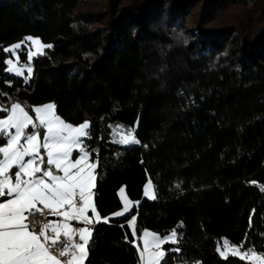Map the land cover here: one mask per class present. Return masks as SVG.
<instances>
[{"label": "trees", "instance_id": "1", "mask_svg": "<svg viewBox=\"0 0 264 264\" xmlns=\"http://www.w3.org/2000/svg\"><path fill=\"white\" fill-rule=\"evenodd\" d=\"M25 37L52 46L28 83L3 51ZM13 102L91 122L101 216L122 186L140 201L152 182L154 200L95 225L86 264H139L134 213L137 237L182 233L189 264H244L220 256L225 239L264 251V0H0V105ZM115 124L140 145L112 143Z\"/></svg>", "mask_w": 264, "mask_h": 264}, {"label": "snow or ice", "instance_id": "2", "mask_svg": "<svg viewBox=\"0 0 264 264\" xmlns=\"http://www.w3.org/2000/svg\"><path fill=\"white\" fill-rule=\"evenodd\" d=\"M28 40L31 47L21 42L3 49L11 54L4 60L5 72L22 77L25 83L31 80L34 57L52 47L39 39ZM21 55L27 60L22 62ZM5 83L12 86L7 80ZM0 113L5 114L0 116V140L4 141L0 144V264H86L95 225L110 220L101 216L94 202L98 159H92L97 150L89 144L93 140L91 122H66L51 103L26 109L13 102L0 105ZM120 131L123 134L112 143H140L134 129ZM144 195L156 198L151 181ZM129 204L125 201L123 210L114 216L132 211ZM48 216L60 219L53 221ZM135 220L132 216L128 222L132 239L126 236L125 242L137 248L139 264H189L179 247L182 233L173 229L161 235L144 230L140 248ZM73 221L83 226L75 227ZM245 243L230 245L225 239L217 251L225 260L231 255L244 264H264V251L254 244L245 248ZM165 244L177 246L164 248Z\"/></svg>", "mask_w": 264, "mask_h": 264}, {"label": "rangeland", "instance_id": "3", "mask_svg": "<svg viewBox=\"0 0 264 264\" xmlns=\"http://www.w3.org/2000/svg\"><path fill=\"white\" fill-rule=\"evenodd\" d=\"M28 38H29V37H25L24 40L22 41V43H23V45H25V46H29V47H31V41L28 40ZM31 38H34V37H31ZM34 39H38V38H34ZM20 43H21V42H20ZM41 43H42V42H41ZM42 44H43V43H42ZM14 45H15V44H14ZM26 58H27V57H26ZM26 60H27V59H26ZM26 60H25V61H26ZM7 74H8V73H7ZM8 75H11V74H8ZM24 75L27 76V72H25ZM11 76H12V75H11ZM118 126H119V127H118ZM120 129L127 130V129H129V128H126V127H124V126H122V125H120V124H115L114 130H113V139L118 140V139L120 138V136L123 134V133L120 131ZM119 145H120V146H123V147H133V146H139L140 143H139V144H130V145H121V144H119ZM149 181H150V180H147V182L145 183V185H144V187H143L142 200H143V199H146V200H154V199H150V198H148L147 196L144 195V191H145V189H146L147 184H148ZM122 188L124 189V192H123V193H121V189H122ZM153 190H154V189H153ZM118 196H119L120 201H121V203H122V208H121L119 211H122V210H123V207H124V203H125V201H130L129 207L132 209V211H133L134 209H136V208L138 207V205L140 204V202L142 201V200H140V201H132V200H130V199L127 197V195H126V191H125V187H124V186H122V187L119 189V191H118ZM132 211H130V212H128V213H125L123 216L118 217V218H122V217H124V216H127V215L131 214ZM114 214H115V213H114ZM114 214L110 215L109 218H113V217H114ZM132 216H135V217H136V220H135V224H136V221H137V214H136V213L132 214V215L130 216L129 220L132 218ZM116 218H117V217H116ZM129 220H128V222H129ZM109 221H110V220H109ZM128 222H127L126 225H127L129 231H130L131 234H132V229H131V227H130V225H129ZM147 231H149V230H147ZM223 241H224V240H220L218 244H221V245H222ZM136 243H137V245H139L140 248H143V242H142L141 239H140V243H139L137 240H136ZM230 256H231V255H230Z\"/></svg>", "mask_w": 264, "mask_h": 264}, {"label": "crops", "instance_id": "4", "mask_svg": "<svg viewBox=\"0 0 264 264\" xmlns=\"http://www.w3.org/2000/svg\"><path fill=\"white\" fill-rule=\"evenodd\" d=\"M13 46V45H12ZM10 47V46H9ZM8 48V47H7ZM44 51V50H43ZM7 55H11L10 53H7ZM27 59V58H26ZM47 104H49V103H47ZM47 104H44V105H47ZM52 104V103H51ZM44 105H41V106H44ZM33 116H35V113H33ZM30 130V129H29ZM41 151H43V150H41ZM75 153H74V157H75ZM3 199H7L6 197L5 198H3ZM88 215L89 216H91L92 215V213L91 212H89L88 213ZM58 219H60V218H58V217H52V220L53 221H55V220H58ZM113 219H118V217L116 218L115 216L113 217V218H110V220H113ZM102 223V222H101ZM72 224L75 226V227H82L83 225H80V224H77L75 221H73L72 222ZM142 235V232H141V234L137 237V241L140 243V239H139V237ZM166 245V244H165ZM165 245H164V248H165Z\"/></svg>", "mask_w": 264, "mask_h": 264}, {"label": "water", "instance_id": "5", "mask_svg": "<svg viewBox=\"0 0 264 264\" xmlns=\"http://www.w3.org/2000/svg\"><path fill=\"white\" fill-rule=\"evenodd\" d=\"M123 229H124V231H125V235L128 237L129 240H131V239H132V234H131V232L129 231L127 225H124V226H123ZM169 246H170V244H166V245H165V248H169Z\"/></svg>", "mask_w": 264, "mask_h": 264}, {"label": "built area", "instance_id": "6", "mask_svg": "<svg viewBox=\"0 0 264 264\" xmlns=\"http://www.w3.org/2000/svg\"><path fill=\"white\" fill-rule=\"evenodd\" d=\"M42 207V206H41ZM45 211H47V210H45ZM52 217L53 216H48L47 218L49 219V220H52Z\"/></svg>", "mask_w": 264, "mask_h": 264}]
</instances>
